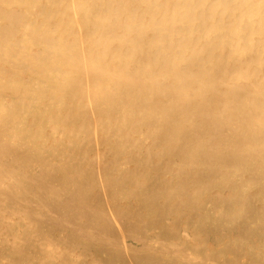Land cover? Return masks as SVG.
Here are the masks:
<instances>
[{
	"label": "bare ground",
	"instance_id": "obj_1",
	"mask_svg": "<svg viewBox=\"0 0 264 264\" xmlns=\"http://www.w3.org/2000/svg\"><path fill=\"white\" fill-rule=\"evenodd\" d=\"M90 172L99 184L110 172L116 186L129 180L138 191L142 177L156 175L159 187L193 188L194 203L215 187L237 195L235 212L245 203L264 210V0H0V244L8 250L0 264L12 255L60 264L51 241L34 261L21 251L28 198H55L51 176L70 193ZM90 185L75 190L83 203ZM115 200L122 206L123 196ZM258 218L264 225V213ZM74 253L66 264L80 261Z\"/></svg>",
	"mask_w": 264,
	"mask_h": 264
},
{
	"label": "rangeland",
	"instance_id": "obj_2",
	"mask_svg": "<svg viewBox=\"0 0 264 264\" xmlns=\"http://www.w3.org/2000/svg\"><path fill=\"white\" fill-rule=\"evenodd\" d=\"M148 161L153 163V161L150 158H148ZM105 164L108 166L107 163ZM158 165H160V163ZM154 174H157V173H154ZM86 175H87V178L79 174L78 175L79 177L76 180L72 181V191L67 194L62 192L61 186H59V183H58L59 178L51 176L49 177V179L47 178V180L49 184L55 183V186H56V195H55L56 197L55 198L53 196L44 197V193L42 192L35 193L36 195H33L32 199L28 198L29 206L27 207V211L29 213L30 223H29L28 228L26 229L27 232L22 239L23 243L21 246V251L25 254L26 258H30L32 259V261H34L35 259H38V250H37L38 245L43 241H51V243L54 246H58L61 248V253L58 259L60 261V264H66L67 254L70 251L71 252L74 251L75 253L80 255V261L74 264H103V263L107 264V261H109L108 264H156L159 262L161 258L162 260H160V263L158 264H161V263L163 264H264V249H262L263 248L262 242H263V234H264V231H263L264 225L262 221L258 218L259 216L262 215V213H264V210L258 209L255 205H248L245 203L241 213H238L237 211L235 212V209L232 207V205L236 203L235 201H236L237 195L234 192H231L229 193L230 195L229 194L227 195V193H221V191L215 187H210L205 191V195H202L204 196L202 197V201L199 200V202L195 201L194 203L193 200L189 198L194 193L192 192L193 188L192 189L189 187L182 188V186L180 185V186L171 188V190H168L167 187L165 186L159 187L157 184V178H155L156 175H152L151 179L142 177L141 184H139L141 191H138L132 188L131 182L129 180L122 181L126 184L125 189L122 190L121 187L116 186L117 182L119 181L118 178L115 177V175L111 174L110 172L106 174L108 183L105 180V183L103 184H99L95 175H93L91 172L90 174H86ZM181 177L180 179L176 181L181 180ZM111 179H116V180H111ZM49 180H51L52 182H50ZM84 180H87L88 182L90 181V183L91 184L93 183V185L92 186L90 185L89 186L90 189L86 191V195L84 199L85 202L83 203L81 198H78L75 195V190L76 188H78L79 183L83 182ZM196 180H199V179H196ZM134 192H135V195H134ZM216 193H218L219 195L221 194V195L219 196ZM231 194H234V195H231ZM115 196L116 197L123 196L124 201H123L122 206H119V204H117L115 200L116 198ZM206 198L208 201L206 200ZM106 199L107 200L109 199V200L107 201ZM212 199H215L216 201ZM219 200L221 201L220 202L221 205H219ZM110 201L112 202L114 201V202L110 203ZM172 201H176V202H172ZM34 203H39L40 205L43 206V209L37 210L36 208L32 207ZM80 204L82 205L91 204L90 210L89 211L83 210L81 207L82 205ZM107 206L109 209H107ZM162 206H166V208ZM192 206L193 208L190 209V207ZM70 207H73L75 210H70ZM134 209L136 212L133 211ZM127 210H129L130 213L127 212ZM185 210L188 212L185 213L186 212ZM107 211L113 212L112 214L114 216L117 227L111 224V222L107 218L106 216ZM159 211L161 212V214L158 213ZM220 211L222 212V215L220 214ZM128 215H131V216L128 217ZM158 215H161V216L158 217ZM143 217L145 218V220ZM171 217L174 218V220ZM155 218H156V222L154 221ZM233 218L235 219V221ZM251 219L254 221H251ZM142 222L143 223L145 222V223L143 224ZM127 224L128 225L130 224L129 227ZM153 224H156V225H153ZM217 224H218V228H217ZM137 225H139V227ZM157 225L158 226L161 225V227H158ZM180 226H182L183 229ZM253 226L254 227L256 226V227L254 228ZM191 227L193 228L191 229ZM123 228H125L124 231H123ZM180 228L182 230H180ZM166 230H169V231L166 232ZM226 231L228 232V234ZM234 232L235 233L237 232L239 236L235 234ZM138 233L140 236L138 235ZM168 233L169 235L167 236ZM220 233H223V236ZM173 235H175V237ZM88 236H90L89 241L86 244L83 243L82 240ZM177 236L179 238L181 237L180 239L182 241ZM173 237L175 241L173 240ZM201 237L203 238V240ZM53 238L55 239V241H53L54 240ZM188 238L190 240H188ZM185 239H187L188 241L187 240L185 241ZM122 240L124 241V245H121ZM240 245H242L243 248H238L240 247ZM126 246L129 248L125 249ZM218 246H219V249H217ZM235 246H237V248ZM228 247H230L229 249H231V251L228 249ZM155 248L157 249L155 250ZM235 249L237 250L234 251ZM137 250L138 252H135ZM155 251L157 253H155ZM214 252L217 255L214 254ZM179 253L182 254V257L180 256ZM7 254H8L7 248L5 247L3 243H1L0 244V256H6ZM226 254H228L227 257H226ZM150 257H151V260H150ZM16 259H17V255H12L10 257L11 264L12 263L18 264ZM219 259L221 262L219 261Z\"/></svg>",
	"mask_w": 264,
	"mask_h": 264
}]
</instances>
